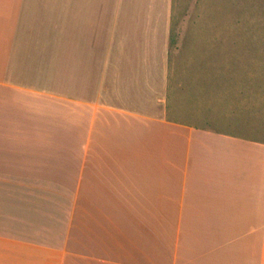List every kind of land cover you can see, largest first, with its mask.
<instances>
[{
	"label": "crops",
	"instance_id": "0c3cea01",
	"mask_svg": "<svg viewBox=\"0 0 264 264\" xmlns=\"http://www.w3.org/2000/svg\"><path fill=\"white\" fill-rule=\"evenodd\" d=\"M172 10L0 0V264H264V141L186 120Z\"/></svg>",
	"mask_w": 264,
	"mask_h": 264
},
{
	"label": "rangeland",
	"instance_id": "374dc122",
	"mask_svg": "<svg viewBox=\"0 0 264 264\" xmlns=\"http://www.w3.org/2000/svg\"><path fill=\"white\" fill-rule=\"evenodd\" d=\"M170 53L189 123L264 141V0H173Z\"/></svg>",
	"mask_w": 264,
	"mask_h": 264
}]
</instances>
